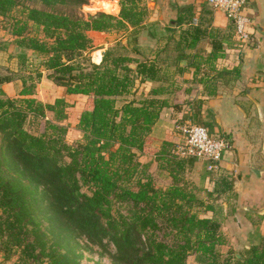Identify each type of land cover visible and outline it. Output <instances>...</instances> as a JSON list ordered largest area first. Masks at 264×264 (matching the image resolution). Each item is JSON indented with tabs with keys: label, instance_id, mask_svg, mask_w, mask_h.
<instances>
[{
	"label": "trees",
	"instance_id": "obj_1",
	"mask_svg": "<svg viewBox=\"0 0 264 264\" xmlns=\"http://www.w3.org/2000/svg\"><path fill=\"white\" fill-rule=\"evenodd\" d=\"M22 1L0 0V15ZM31 1L51 8L25 6L26 18L54 44L46 47L32 36L18 38L17 45L27 44L36 59L29 60L17 49L13 54L19 70L35 78L41 75L40 68L47 70L53 84L87 98L75 114L81 136L73 145L65 139L67 124L59 122L67 115L69 102L64 97L43 102L32 95L33 81H23L16 96L0 88V260L14 254L10 264H83L59 249L47 232L55 234L56 228L62 237L76 232L103 247L110 242L111 258L120 264H185L191 253L200 264H264V236L247 247L241 244L220 252L219 244L226 241L220 220L198 214L199 208L213 206L196 195L199 187L184 177L185 159L170 150L169 141L163 140L153 155L157 168L170 176L167 184L156 183L150 161L138 159L163 100L144 97L116 104V95L126 90L130 80L126 73L132 69L155 77L154 63L137 61L131 68L127 65L131 57L109 50L99 63L84 56L91 47L88 30L139 26L146 12L140 0H117V14L55 10L86 0ZM178 20L176 14L165 22ZM24 25L13 23L11 32L20 34ZM16 72L0 75V82ZM46 106L53 117L44 118L39 132L26 128V120L42 117ZM219 184L221 189L231 186L223 178ZM37 185L43 203L34 197ZM232 198L233 212L235 193ZM44 219L48 230L42 226Z\"/></svg>",
	"mask_w": 264,
	"mask_h": 264
},
{
	"label": "crops",
	"instance_id": "obj_2",
	"mask_svg": "<svg viewBox=\"0 0 264 264\" xmlns=\"http://www.w3.org/2000/svg\"><path fill=\"white\" fill-rule=\"evenodd\" d=\"M146 2L151 5L141 3L146 8L143 21L135 28L127 25L125 34L118 36L114 29L88 30L91 47L85 51L86 57L99 63L103 52L109 50L131 57L127 62L131 68L137 61L154 63L157 70L153 78L138 75L134 69L128 71L129 84L116 95V101L163 100L145 138V151L137 152L140 161H150L151 174L162 176L159 184H167L170 176L157 168L154 151L166 140L171 143L170 150L180 156L182 126L198 122L211 134L226 139L227 146L212 165L205 159L184 157L183 175L199 187L196 195L213 206L199 208L198 214L220 220L219 229L226 241L219 248L247 247L264 236V0H245L241 7L247 31L243 41L237 39L224 12L212 9L206 0ZM176 14L178 22L166 24L165 20ZM8 16L0 15V19L7 22ZM12 25L0 29V75L10 73L4 65L9 58L7 49L13 46L15 50L17 39L23 37L22 32H11ZM15 65L12 71L18 73L0 82L4 93L16 96L23 81H34L32 95L36 98L49 102L53 97H64L69 105L60 122L67 124L66 135L74 131L80 137L75 114L87 95L67 93L65 86L47 78V70L40 68L41 75L35 78L19 70L17 59ZM222 178L230 182V189H221ZM232 193L237 200L233 212Z\"/></svg>",
	"mask_w": 264,
	"mask_h": 264
},
{
	"label": "rangeland",
	"instance_id": "obj_3",
	"mask_svg": "<svg viewBox=\"0 0 264 264\" xmlns=\"http://www.w3.org/2000/svg\"><path fill=\"white\" fill-rule=\"evenodd\" d=\"M146 1L147 0H140V4L144 3V4H146V6H150L151 2H146ZM25 6H36V7L51 9L45 5H42L38 1L24 0V1L20 2L19 4L12 6L11 9L8 11L9 16L6 20L8 23L3 21V19H0V29H5L6 24L14 23V26H15V25H19L23 21L25 23L24 29L22 30L23 37H28V36L35 37L39 41H44L43 44L46 47L53 45L54 44L53 38L44 36L43 32L41 30V27L36 26L32 22V20L26 18ZM117 6H118L117 0H115V1H111V0H86V2H84L78 6H69V5H65V4L64 5H58L55 7V10L56 11L76 12V13H80V14L93 13L97 10H101L104 12H109V13L115 14L118 11ZM13 18H15L16 20H14ZM114 30L118 36L122 35L123 33L124 34L126 33V28L125 29H114ZM17 49L24 50L27 53V57L29 60H31V61L36 60L35 58H33L35 56L28 51L30 48H28L27 44H19V42H18V47L15 50L13 49V46H10L6 52V53H8L9 58L5 60L4 65L6 66V69H8L10 71V73H13L12 69H14V67H16L15 61L17 58L13 53L16 52ZM97 53H98V51H96L94 53V56ZM84 56L86 57V55H84ZM97 58L98 57H96V59ZM87 60L90 61L89 57ZM31 80H32V78L30 79V81ZM48 93H50V92L48 91ZM43 102H47V101H43ZM116 104H119V100L116 101ZM41 111L43 114L42 117H37L36 119L30 118L29 120H26V122L24 123L26 128H29L31 131H34V132H39L45 124L44 118H52L53 117V111L51 109H49L47 106L44 107ZM60 123H62V122H60ZM66 132H67V130H66ZM65 139L67 142L74 145L78 142L80 137L77 138V136L75 135V132L71 131L68 133V135L65 134ZM152 175H153V178H155L154 180L156 183H163V178H162V176H159L158 173H155ZM23 181L28 183V179L26 178V176H23ZM41 193H42L41 185H37L36 193H35L36 196H34V197H36V199L38 201L43 203L44 198L41 196ZM118 209L121 211H124L123 207H119ZM42 226L45 227L46 230H48L47 229V221H45V219L43 220ZM54 231H55V234L52 232V230H48L47 232L50 233V235L54 241L56 240L55 242L57 243L60 250L69 253V256H71V258L77 260L78 262L83 263V264H120L111 258L110 252L114 251V247L110 242H108V241L105 242V246L103 247L101 245H98L97 243L90 241L83 234H76V232H73V233L67 232L66 234H68V235L66 237H62L61 233L56 228L54 229ZM103 241H105V238H103ZM219 249H220V252L222 254H225L226 250L228 248H226V246H222V248H219ZM232 249L235 250V248H232ZM14 256L15 255L12 254L11 259H9L7 261L0 260V264H10V261L14 258ZM43 264H45V263L43 262ZM185 264H200V263L198 261H196V259L194 258V254L191 253V254H188L186 256Z\"/></svg>",
	"mask_w": 264,
	"mask_h": 264
},
{
	"label": "built area",
	"instance_id": "obj_4",
	"mask_svg": "<svg viewBox=\"0 0 264 264\" xmlns=\"http://www.w3.org/2000/svg\"><path fill=\"white\" fill-rule=\"evenodd\" d=\"M212 9H220L231 21L239 41L246 40V17L240 12L245 0H206ZM182 139L178 154L182 157H195L215 163L227 146V141L220 135L211 134L206 127L198 122L185 124L181 128Z\"/></svg>",
	"mask_w": 264,
	"mask_h": 264
},
{
	"label": "water",
	"instance_id": "obj_5",
	"mask_svg": "<svg viewBox=\"0 0 264 264\" xmlns=\"http://www.w3.org/2000/svg\"><path fill=\"white\" fill-rule=\"evenodd\" d=\"M129 65H133V63H128Z\"/></svg>",
	"mask_w": 264,
	"mask_h": 264
}]
</instances>
